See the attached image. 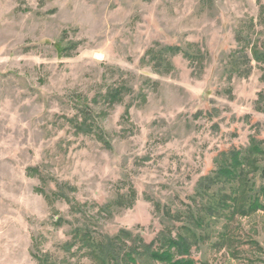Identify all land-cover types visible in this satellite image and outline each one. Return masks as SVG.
<instances>
[{
    "label": "rangeland",
    "instance_id": "rangeland-1",
    "mask_svg": "<svg viewBox=\"0 0 264 264\" xmlns=\"http://www.w3.org/2000/svg\"><path fill=\"white\" fill-rule=\"evenodd\" d=\"M166 46L198 60L168 72L152 51ZM255 53L264 0H0V264H95L64 251L70 224L148 244L157 205L199 204L222 154L264 145ZM207 237L196 264H264V212Z\"/></svg>",
    "mask_w": 264,
    "mask_h": 264
},
{
    "label": "trees",
    "instance_id": "trees-1",
    "mask_svg": "<svg viewBox=\"0 0 264 264\" xmlns=\"http://www.w3.org/2000/svg\"><path fill=\"white\" fill-rule=\"evenodd\" d=\"M187 50L166 46L159 51H152L156 64L164 66L170 72L173 69L170 58L173 56L182 54L190 61L198 60L191 57L189 49ZM254 58L258 62H264V54L255 53ZM119 92L112 91L109 97L116 100ZM216 164V171L200 179L197 185L196 195L201 198L199 204L196 202V205L185 212H173L157 205L163 216V229L151 243L147 244L141 236L128 230H120L113 236L96 235L93 229L94 218L86 216L87 222L70 224L71 239L64 245V251L69 254L73 250L82 252L95 264H196L192 251L194 247L204 243L213 225L236 215L248 217L264 212L262 142L252 139L247 149L224 153ZM258 180L261 183L258 184ZM51 196L61 198L59 192L52 193ZM75 206L81 210L79 205ZM177 223L181 225L174 232ZM221 235L225 237L226 232H221ZM36 258L39 264H56L46 255Z\"/></svg>",
    "mask_w": 264,
    "mask_h": 264
}]
</instances>
